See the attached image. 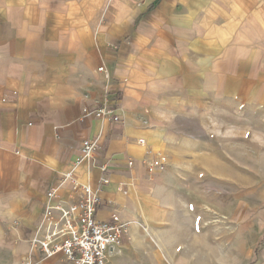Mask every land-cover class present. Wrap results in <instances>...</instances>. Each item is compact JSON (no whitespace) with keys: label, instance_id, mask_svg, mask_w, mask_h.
<instances>
[{"label":"crops","instance_id":"obj_1","mask_svg":"<svg viewBox=\"0 0 264 264\" xmlns=\"http://www.w3.org/2000/svg\"><path fill=\"white\" fill-rule=\"evenodd\" d=\"M106 100L121 121L84 116ZM242 108L264 110V0H0V264H72L32 242L68 172L126 224L107 264L186 261L190 227L168 232L176 122ZM87 138L104 175L76 162ZM153 150L167 165L150 175Z\"/></svg>","mask_w":264,"mask_h":264},{"label":"rangeland","instance_id":"obj_2","mask_svg":"<svg viewBox=\"0 0 264 264\" xmlns=\"http://www.w3.org/2000/svg\"><path fill=\"white\" fill-rule=\"evenodd\" d=\"M176 131L180 163L171 172L169 239L187 240L191 229V256L179 264H259L264 110H213L178 120Z\"/></svg>","mask_w":264,"mask_h":264},{"label":"built area","instance_id":"obj_3","mask_svg":"<svg viewBox=\"0 0 264 264\" xmlns=\"http://www.w3.org/2000/svg\"><path fill=\"white\" fill-rule=\"evenodd\" d=\"M100 72L108 78L109 74L104 66L99 67ZM109 100L103 106L83 109L84 116H94L104 120L119 122L121 118L115 114L114 109L108 107ZM142 142V140H140ZM97 138L83 140L80 156L76 162L83 158H90L95 167L104 175L108 165L96 164V155L99 151ZM154 157L146 164L148 174H156L167 165V157L159 150L153 152ZM135 160L131 158L128 166L133 167ZM63 182L70 184L69 199L59 198L57 189H50L47 193L56 203L46 208L44 219L46 233L35 243L45 257L61 254L72 264H107L111 252L123 243L127 234L126 224L121 220L115 208L108 218H99L98 209L102 204L100 189H93L71 173L62 176ZM29 264L28 262H26Z\"/></svg>","mask_w":264,"mask_h":264}]
</instances>
